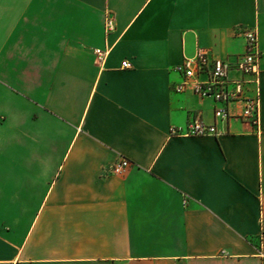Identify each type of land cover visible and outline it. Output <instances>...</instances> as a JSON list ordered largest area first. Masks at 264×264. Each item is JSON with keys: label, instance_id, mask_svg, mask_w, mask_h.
I'll list each match as a JSON object with an SVG mask.
<instances>
[{"label": "crops", "instance_id": "1", "mask_svg": "<svg viewBox=\"0 0 264 264\" xmlns=\"http://www.w3.org/2000/svg\"><path fill=\"white\" fill-rule=\"evenodd\" d=\"M247 30L257 126L174 91L199 49L237 62ZM196 118L224 135L170 136ZM262 219L264 0H0V264H264Z\"/></svg>", "mask_w": 264, "mask_h": 264}, {"label": "built area", "instance_id": "2", "mask_svg": "<svg viewBox=\"0 0 264 264\" xmlns=\"http://www.w3.org/2000/svg\"><path fill=\"white\" fill-rule=\"evenodd\" d=\"M105 33L110 34L115 30L112 16L105 20ZM245 51L235 63L215 59L203 49H199L193 58L184 59L175 72L182 76V81L174 87L177 94L191 92L201 99H211L221 105L216 108L214 117L219 122L227 123L232 119L246 121L253 126L258 124L260 104V71L259 63L262 53L259 49L258 34L255 30L244 32ZM96 61L101 66L105 63L109 50H95ZM123 70H131L132 65L125 61ZM233 73L238 74L233 78ZM238 110L233 114L232 110ZM224 133L217 129L215 124L209 125L196 118L185 129L172 128L170 136L181 138H219ZM130 166L122 159L110 168L114 176H121ZM261 242L264 240V219L261 220Z\"/></svg>", "mask_w": 264, "mask_h": 264}]
</instances>
